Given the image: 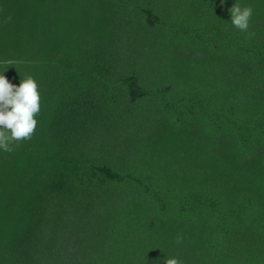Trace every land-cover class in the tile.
<instances>
[{
	"label": "trees",
	"instance_id": "obj_1",
	"mask_svg": "<svg viewBox=\"0 0 264 264\" xmlns=\"http://www.w3.org/2000/svg\"><path fill=\"white\" fill-rule=\"evenodd\" d=\"M234 2L0 0V74L42 98L0 264H264V0L251 37Z\"/></svg>",
	"mask_w": 264,
	"mask_h": 264
},
{
	"label": "clouds",
	"instance_id": "obj_2",
	"mask_svg": "<svg viewBox=\"0 0 264 264\" xmlns=\"http://www.w3.org/2000/svg\"><path fill=\"white\" fill-rule=\"evenodd\" d=\"M221 4L224 0H220ZM254 10L250 6L242 5L235 0L229 9L230 18L226 24L248 36L250 32V21ZM18 61L8 60L0 64L6 69L7 65H14ZM6 70L0 71L3 73ZM41 93L37 81L31 77L20 79L17 85L10 83L4 75L0 74V151H11L12 142L30 140L37 129V115L41 110ZM177 245L183 243V237L178 235ZM165 264H182L175 258L165 259Z\"/></svg>",
	"mask_w": 264,
	"mask_h": 264
}]
</instances>
